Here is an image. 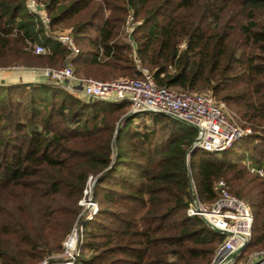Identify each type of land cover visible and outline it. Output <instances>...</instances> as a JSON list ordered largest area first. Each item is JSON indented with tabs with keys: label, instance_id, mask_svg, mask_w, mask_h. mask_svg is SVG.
Listing matches in <instances>:
<instances>
[{
	"label": "trees",
	"instance_id": "1",
	"mask_svg": "<svg viewBox=\"0 0 264 264\" xmlns=\"http://www.w3.org/2000/svg\"><path fill=\"white\" fill-rule=\"evenodd\" d=\"M42 1L49 30L25 0H0V66H65L56 31L69 26L80 47L76 75L136 76L132 38L159 85L212 92L251 132L224 152L195 147L187 167L198 136L188 123L156 114L142 126L136 119L151 113H130L129 101L1 82L0 264L62 252L76 223V264H210L224 235L187 214L190 179L201 202L218 197L219 179L246 199L254 223L242 258L264 251V176L252 170L264 169V0ZM130 13L141 21L131 35ZM36 43L50 51L35 53ZM90 178L98 210L86 219Z\"/></svg>",
	"mask_w": 264,
	"mask_h": 264
},
{
	"label": "built area",
	"instance_id": "2",
	"mask_svg": "<svg viewBox=\"0 0 264 264\" xmlns=\"http://www.w3.org/2000/svg\"><path fill=\"white\" fill-rule=\"evenodd\" d=\"M29 13L35 15L46 30L51 28L52 17L47 5L42 0H25ZM140 20H135L130 13L126 20L127 31L131 35ZM56 39L68 51L67 63L60 68L33 67L26 69L29 74L25 82H50L63 86L85 98L131 103V113L148 111L152 117L164 114L183 120L198 129L199 141L196 147L209 152L230 150L247 133L250 128L239 126L232 118L228 107L213 95L212 92L177 91L156 82L153 71L144 64L139 56L137 46L131 38V57L135 62L136 76H121L115 79H100L94 76L80 77L74 72L72 58L80 52L72 34V29L56 33ZM34 51L46 54L50 48L36 43ZM16 68L20 69L19 66ZM251 165V162H248ZM264 176L263 168H252ZM91 178L80 204L85 209L98 210V203L91 197ZM214 190L218 197L212 202H201L194 189L192 201L188 207L189 216L205 217L212 228L222 233L224 238L217 247L210 264H264V251H254L245 259L241 251L249 243L254 223V215L249 202L232 193L224 179L215 182ZM196 195V198H195ZM88 217V216H86ZM79 255V224L76 223L63 241L60 253L45 257L36 264H76Z\"/></svg>",
	"mask_w": 264,
	"mask_h": 264
},
{
	"label": "rangeland",
	"instance_id": "3",
	"mask_svg": "<svg viewBox=\"0 0 264 264\" xmlns=\"http://www.w3.org/2000/svg\"><path fill=\"white\" fill-rule=\"evenodd\" d=\"M65 29H72V28L68 26V27H65L62 30H65ZM59 31H61V30L56 31V33L59 32ZM17 66H19L20 69L16 68ZM33 67H43V66H26V65L20 64V63L11 64L9 66H0V83L4 82L5 84H13V83L25 82V81H27L29 79V74H28V72H26V69H30V68H33ZM11 77L13 79H11ZM129 112H130V110H129ZM231 116H232V118L237 120L236 116L234 114L231 113ZM159 118L160 117H158V116L152 117V115H149V116L143 115V116H139L136 119V123L142 122L141 123L142 126L143 125H147L148 127H152L155 123H157L159 121ZM248 154H250V151L248 152ZM87 210H88L87 211L88 212V215H87L88 217H85V218L86 219H90L92 217V215H94L96 213V210H94V209H90V210L87 209ZM254 251H262V250H253L252 252H254ZM54 254H57V253H54Z\"/></svg>",
	"mask_w": 264,
	"mask_h": 264
},
{
	"label": "water",
	"instance_id": "4",
	"mask_svg": "<svg viewBox=\"0 0 264 264\" xmlns=\"http://www.w3.org/2000/svg\"><path fill=\"white\" fill-rule=\"evenodd\" d=\"M130 113H131V112H130ZM181 121H183V120H181ZM183 122L190 124L189 122H186V121H183ZM190 125H192V124H190ZM193 126H194V125H193ZM194 127H195V126H194ZM198 141H199V137H196V139L193 141L191 147H190L189 150H188V153H187V167H188V156H189L190 152H191V151L197 146ZM187 169H188V168H187ZM188 170H189V169H188ZM190 188H191V189H194L193 181H192L191 179H190ZM195 198H196V195H195ZM196 199H197V198H196ZM202 218H203V220H204L209 226L212 227L211 223H210L205 217H202ZM248 244H249V243H248ZM248 244H246V245H245L244 247H242L240 250L236 251L235 254L237 255V254H239L241 251H244V250L247 248Z\"/></svg>",
	"mask_w": 264,
	"mask_h": 264
},
{
	"label": "crops",
	"instance_id": "5",
	"mask_svg": "<svg viewBox=\"0 0 264 264\" xmlns=\"http://www.w3.org/2000/svg\"><path fill=\"white\" fill-rule=\"evenodd\" d=\"M15 78V77H14ZM11 79H13L12 77H11ZM28 81V80H27Z\"/></svg>",
	"mask_w": 264,
	"mask_h": 264
}]
</instances>
